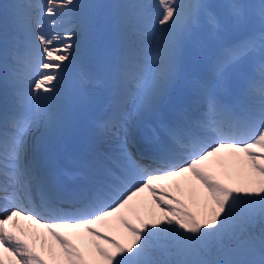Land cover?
I'll return each instance as SVG.
<instances>
[{"label":"snow or ice","instance_id":"1","mask_svg":"<svg viewBox=\"0 0 264 264\" xmlns=\"http://www.w3.org/2000/svg\"><path fill=\"white\" fill-rule=\"evenodd\" d=\"M156 6L119 5L113 113L101 125L112 147L70 185L43 141L67 127L74 72L85 104L87 87L103 82L82 57L96 54V6L0 3V264H264V0H230L226 18L209 0ZM205 19L217 41L230 29L244 35L207 56ZM189 44L194 63L205 60L194 81L184 72ZM181 85H194L192 95L163 138L147 158L131 152L126 107L159 113Z\"/></svg>","mask_w":264,"mask_h":264},{"label":"rangeland","instance_id":"2","mask_svg":"<svg viewBox=\"0 0 264 264\" xmlns=\"http://www.w3.org/2000/svg\"><path fill=\"white\" fill-rule=\"evenodd\" d=\"M14 2H17V0H12L11 1V3H14ZM40 2H42V0H40ZM79 2L81 3L82 1L79 0ZM135 2H137V0H128V3H135ZM145 2H148V3L152 4L153 5V7H152L153 9H156V10L160 11L158 6H156L157 5V0H152V1L145 0ZM0 3H2V0H0ZM84 3H87V1L84 0ZM254 3L256 4L257 0H254ZM89 4H93V5L96 6L95 12H97V6L104 5V3L101 0H91L89 2ZM107 6L112 8V5H107ZM101 10H103V8ZM111 14H113V13H111V11L109 9L103 11L101 16H99L98 13H97L96 14L97 20L101 19L103 24L106 27H109L110 15ZM253 20H254V22L252 23V25L255 24V23H257L259 25L258 20L256 18H253ZM65 27L66 28L71 27V24H66ZM242 31L243 30H240V32H242ZM121 47H122V45L119 48H116V45L114 47H110V48L104 47L102 49V51H101L102 54L99 56V58L97 60H95V61H92L90 64H88L87 68L90 69L91 71H93L94 73H99L102 78L104 76L109 78L112 64L115 61L114 50L115 49L120 50ZM188 51H190V48H188ZM104 53L108 54L107 57H105L103 55ZM90 56L91 55H82L83 58L86 57L87 59ZM189 57H193V55H191V56L189 55L187 58H189ZM185 60H187V59H185ZM192 63H194V61L191 62V64ZM195 63H194V65H195ZM191 64L189 66V63L184 61V72H185V75H186V77L188 78L189 81H194L193 80L194 76L192 75V73H193V71L195 69L202 70V67H201L202 64L195 65V69L193 68L194 66H192ZM75 74H76L77 77L73 78L72 80H69V82L67 84V88H68L69 94H70L71 104H70V109H69L70 118H69V121H68L66 129L69 126L71 128L76 123H80L81 121H84V120L86 121L87 118H88L87 115L90 114V113H87L86 115L82 114V108H84V107L82 106L81 97L77 94L76 85H77V81H78V73H75ZM197 75H199V73H197ZM92 87L93 86H90V91L92 90ZM85 91H86L87 94H90V91H89L88 87H87V89ZM192 91H193V85L192 86L181 85L179 88L174 89L172 91V93L170 94L168 100L163 105H166V108H167L172 102L177 101L180 96H182L183 94H189ZM90 112H93V111H90ZM42 131L43 130H41L39 132V134L42 133Z\"/></svg>","mask_w":264,"mask_h":264},{"label":"bare ground","instance_id":"3","mask_svg":"<svg viewBox=\"0 0 264 264\" xmlns=\"http://www.w3.org/2000/svg\"><path fill=\"white\" fill-rule=\"evenodd\" d=\"M104 85V83L99 86V85H95L92 87V90L90 91V86H88V89L90 91V94H87V103H83L82 102V106L84 107V109L87 111H90L91 109H93L94 111L98 110V108L100 107V105H103L102 104V100L105 99L107 97V91L105 90L104 87H102ZM99 88V89H98ZM108 88L112 89L111 87V82H109L108 84ZM113 97V96H110V98ZM81 101H82V98H81ZM143 116L144 118L139 121L138 119V115L134 112V110L132 109L131 107V111L128 115V119L126 120V123H125V126H127L128 128L131 126V127H134L135 125H142L143 123L144 126L142 127V130L140 131V134L141 135H150L152 136L153 138H163V124H162V121L161 119L163 118V115H164V112L162 113H152V112H143ZM156 123H158V126H156ZM72 129L68 128V131H70ZM40 131H38L36 134H35V137L36 138H39L40 137V134H39ZM67 132V129L64 130L63 133ZM49 135H45L44 139L48 138ZM58 138H61L62 137H68V136H65L64 134L63 135H57ZM96 135L94 136V141H96ZM108 137H109V134L107 133H104V134H100L99 135V138L97 139L98 141V145H96L98 148H100L102 151H105V150H109L107 149V145L109 146L110 148V144L108 142ZM102 143V145H101ZM100 144V145H99ZM100 150V151H101ZM65 231H71V230H65Z\"/></svg>","mask_w":264,"mask_h":264}]
</instances>
